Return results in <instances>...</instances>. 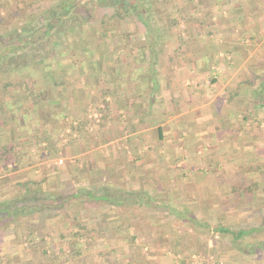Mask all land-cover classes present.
Returning a JSON list of instances; mask_svg holds the SVG:
<instances>
[{"label":"crops","instance_id":"obj_1","mask_svg":"<svg viewBox=\"0 0 264 264\" xmlns=\"http://www.w3.org/2000/svg\"><path fill=\"white\" fill-rule=\"evenodd\" d=\"M204 1L162 17L142 10L146 24L133 13L107 30L81 25L98 38L77 45L81 57L67 45L47 71L10 76L0 107H19L21 126L1 118L14 149L0 178L51 181L37 192L43 222L100 247L98 264H264V0ZM41 111L54 127L38 146ZM59 113L87 126L70 133ZM30 209L12 220L32 215L35 228L43 213Z\"/></svg>","mask_w":264,"mask_h":264},{"label":"rangeland","instance_id":"obj_2","mask_svg":"<svg viewBox=\"0 0 264 264\" xmlns=\"http://www.w3.org/2000/svg\"><path fill=\"white\" fill-rule=\"evenodd\" d=\"M59 1L60 0H52V2L51 0H0V16L9 15V19H10V22H9L10 24L2 25L0 23V31L2 29L3 30L7 29L10 31V30L17 29L18 27H21L23 24L26 25L27 22L34 20L36 17H38V15L43 13L50 5H55ZM106 1H111V0H93L92 2H89L88 5H86L84 9L88 10L91 13V18L82 25L89 26L94 29H99L98 27H100L101 29L103 25L106 28V30L110 29L112 27L111 26L112 19H106L105 24H101L100 22L101 18H103L104 15L106 16L112 11V7L102 5V3ZM120 1L128 2V0H120ZM204 2H206V0ZM137 4L139 7H141L144 13L145 11L149 12V10L151 11L153 9V11L155 10L154 12L160 14L161 17L163 16L164 10H165V13H169V11L173 13V11L176 12L177 10H180V12H183L186 10L192 11L193 6H194V4L190 3L189 0H166V1L137 0ZM204 4H208V3H203V5ZM152 5L154 7H152ZM120 22L121 23L125 22V20L122 19L120 20ZM80 28L81 26L75 31V32H78V34L73 32V34L75 33V36H70L71 38L68 39L69 47L71 45L75 47L73 48L72 46V52L70 53L72 57H75V55L81 57L83 55L82 50L80 51L79 48H77V45L78 46L80 44L89 45V43L94 44V43H97L98 41V38L94 36V34L96 33L95 31H90L92 35L85 36L88 34V31H83V30H87L88 28L87 29H80ZM80 31L85 32L86 34L79 35ZM105 38L106 40L111 39L110 36H107ZM99 40H100V37H99ZM0 76H1V80L7 79L12 84H15V87L10 88L9 91L14 90L16 88V83L15 81H13L14 79H11L10 77H5L4 74ZM17 76L22 77L21 75H18V74ZM25 77H28V76H25ZM0 82H3V81H0ZM4 96H5V91L2 90V87L0 85V99H5ZM0 105H1V101H0ZM77 113L79 114V112ZM40 114H42L41 120L37 121L38 125L36 123V125L39 127L37 131L43 134V137H46V139L48 140L47 138L48 131L49 129H53L54 126L51 127L52 123L49 122L50 117L49 115H47L48 111H41ZM88 114H91L90 118L93 121V123L97 124L100 118V113H98L97 111H92L91 113H88ZM65 117L66 116L64 113H59L57 122L61 126H64V124L66 125L69 124L71 128L70 133L76 132L77 135H80V133L87 126L86 123L83 122L86 120H81V118L73 119V117L72 119L69 120V119H65ZM75 121L77 122L76 125L74 124ZM75 127H77V129H75ZM92 127L94 126H91L90 129ZM61 130H63L62 127H61ZM36 135L38 136V134ZM74 138H72L73 141L75 140ZM78 140L80 139H76V141ZM47 146L48 144L46 146L44 145V147H47ZM58 163L62 164V160L60 162V159H58ZM0 167H1L0 175L5 174V173L7 174L10 172V170H5L3 165H1ZM6 167H8V169H12L13 166L7 165ZM28 169H29L28 170L29 172L32 171L31 168H28ZM5 177L6 176H2L0 178V192L3 190L4 191L8 190V187H9V191L6 192V194H8L6 199H14L17 196L25 194L26 198L31 200L30 198L33 197L34 195H37L36 193L38 191H41L42 193L45 191H48L50 188L49 186L51 185V181L50 182H48L47 180L36 181L37 179L33 177L35 180L33 179L32 182H27L28 184H26L27 185L26 188H21V190H17V192H13V191H10V186L13 183H17V182L9 183L7 181L6 183V181L4 180ZM50 191H53V190H50ZM0 195L2 196V193ZM12 218L10 220L0 218V264H39L38 262H40V264H82L81 258L78 257L82 253L85 254L84 257H87V254L91 256L88 260V264H98V263H101L103 259L102 260L100 259L98 261L96 257L98 256L97 254L107 255L106 252L98 253L96 249H99L100 247L92 246L94 243H92V245L89 247L85 246L84 244L76 246L74 239H76L78 236H81V235H75L76 232L72 231L74 234L72 236L68 234L69 233V231H67L68 229H65V228L62 229L61 227H58L57 225L50 226L48 223L49 222L48 219L44 220L42 224L35 222L36 229L33 228L34 229L33 230L32 225H31L33 224L32 215L26 214L25 217L21 216L19 220H17L16 217L13 220ZM77 233H80V232H77ZM62 234H64V236L62 237V240H64L65 238L67 239L69 238L71 241L68 240V243H61L60 239H58V236H61ZM35 236H37L38 238H36ZM93 236H95V233ZM212 237H213V234H212ZM8 238H11V240L9 241ZM23 242L25 243L23 244ZM11 243H13V245L9 247L8 245ZM24 249H26V252H24ZM115 252L116 251L113 250L109 254H114ZM26 254L27 255L34 254V262L31 263L28 260L26 261L25 260ZM194 257H195L194 260L190 262L186 261L181 264H193L195 260L200 261L201 264H215L214 262L204 261L202 258H199L200 256L199 257L194 256ZM107 264H116V263L109 262L107 258Z\"/></svg>","mask_w":264,"mask_h":264},{"label":"trees","instance_id":"obj_3","mask_svg":"<svg viewBox=\"0 0 264 264\" xmlns=\"http://www.w3.org/2000/svg\"><path fill=\"white\" fill-rule=\"evenodd\" d=\"M92 1L61 0L55 5H50L43 13L38 15L34 20L27 22L21 29L10 31L2 29L0 31V75L4 74L5 77H10L11 75L18 74L30 77L40 72V70L42 71V68L47 71L51 62H60L65 57L61 49L69 44L68 39L70 35L91 18V13L84 8ZM102 5L112 7V11L101 18V24H105L106 19L130 18L133 16V13L137 15L143 24H146L141 17L142 9L138 6L137 0H128V2L111 0L102 3ZM152 7L154 6L152 5ZM9 22V15L0 16V23L2 25L10 24ZM65 42L68 43L66 44ZM61 72L62 74L60 75H64L65 69H62ZM0 81H3L0 82V85L5 92H10V88L15 87V84H12L7 79L1 80V76ZM2 100L0 99L1 102ZM5 105L7 107L4 105L0 107V128L4 127L2 123L6 124V121L2 119L6 118L7 115H12V119H9L11 126L14 128L21 126V122L19 121L21 109L18 107L17 111H14L9 107V104ZM12 105L14 106L15 104ZM42 140L47 139L43 137V134L39 133L37 136L38 146H40ZM13 147L11 142H2L0 139V161H3L5 170H8L5 163L13 159V154H11L14 149ZM19 166L17 164L15 167ZM4 180L7 181L9 179L5 177ZM26 184L28 183H13L10 186V191L17 192L21 188H26ZM7 191L9 189L1 191L0 194H6ZM36 194L38 196L34 195L30 198L31 200L27 199L25 194H19L20 196L14 199L5 198L0 200V218L10 220L17 212H21V210L30 211V208L34 207L43 213L40 215L39 220L40 224H42L43 218L48 216V198L46 199V197L44 198L43 196H39L38 193Z\"/></svg>","mask_w":264,"mask_h":264},{"label":"built area","instance_id":"obj_4","mask_svg":"<svg viewBox=\"0 0 264 264\" xmlns=\"http://www.w3.org/2000/svg\"><path fill=\"white\" fill-rule=\"evenodd\" d=\"M61 162V161H60ZM193 264H201L200 261L195 260Z\"/></svg>","mask_w":264,"mask_h":264}]
</instances>
